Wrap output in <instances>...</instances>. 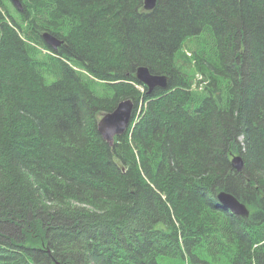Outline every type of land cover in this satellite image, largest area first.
Wrapping results in <instances>:
<instances>
[{
  "label": "trees",
  "instance_id": "1",
  "mask_svg": "<svg viewBox=\"0 0 264 264\" xmlns=\"http://www.w3.org/2000/svg\"><path fill=\"white\" fill-rule=\"evenodd\" d=\"M6 1L0 264H264V0ZM139 66L168 86L149 91ZM127 98L111 145L98 121Z\"/></svg>",
  "mask_w": 264,
  "mask_h": 264
},
{
  "label": "water",
  "instance_id": "2",
  "mask_svg": "<svg viewBox=\"0 0 264 264\" xmlns=\"http://www.w3.org/2000/svg\"><path fill=\"white\" fill-rule=\"evenodd\" d=\"M12 1L18 9L23 10L21 0ZM157 1L158 0H144V7L148 10H152L157 5ZM43 38L45 42L54 49H57L63 42V40L50 32H45ZM136 76L141 82L148 86L149 91H152L156 87L166 88L168 86L167 76L152 73L147 66H139L136 71ZM133 110L134 102L127 98L121 100L114 110L104 113L98 122V131L102 138L112 145L115 137L122 135L128 129L131 123ZM231 164L237 171H242L244 166L243 156L235 155L231 160ZM217 199L223 206L231 209L233 213L245 217L250 215V210L247 205L230 192L220 191L217 194Z\"/></svg>",
  "mask_w": 264,
  "mask_h": 264
},
{
  "label": "rangeland",
  "instance_id": "3",
  "mask_svg": "<svg viewBox=\"0 0 264 264\" xmlns=\"http://www.w3.org/2000/svg\"><path fill=\"white\" fill-rule=\"evenodd\" d=\"M6 5L8 8L11 10V12L15 11V6L12 4L11 0L6 1ZM4 10V8H3ZM211 36V35H210ZM207 40H209L208 32L204 31L201 35L196 36V37H190L186 39L183 43L182 50L178 53L179 56H181V52L183 51H188L187 49L191 51H197L200 47L201 44H206ZM207 45V44H206ZM46 51V50H45ZM200 75H196V80L195 83L198 85H194L195 89H202L203 84L199 85V77ZM159 264H189L188 261L182 257H160L159 258Z\"/></svg>",
  "mask_w": 264,
  "mask_h": 264
}]
</instances>
